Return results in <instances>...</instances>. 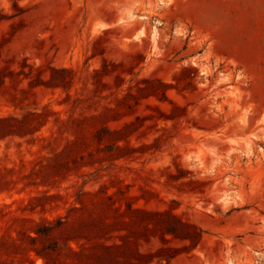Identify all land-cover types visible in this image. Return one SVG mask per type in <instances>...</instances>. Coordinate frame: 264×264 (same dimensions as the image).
<instances>
[{"label":"rangeland","instance_id":"obj_1","mask_svg":"<svg viewBox=\"0 0 264 264\" xmlns=\"http://www.w3.org/2000/svg\"><path fill=\"white\" fill-rule=\"evenodd\" d=\"M0 118V264H264V0H0Z\"/></svg>","mask_w":264,"mask_h":264},{"label":"trees","instance_id":"obj_2","mask_svg":"<svg viewBox=\"0 0 264 264\" xmlns=\"http://www.w3.org/2000/svg\"><path fill=\"white\" fill-rule=\"evenodd\" d=\"M6 122H8L7 119L0 118V131L7 129ZM99 132L100 131H97V134H99ZM116 132L119 131H115V133ZM123 214L128 217V220L125 221V224L130 227V232L128 234L131 235H137L138 232L145 235L147 232L152 231L157 232L160 235V238L163 240L178 238L181 240H189L190 243H193L198 235L197 231H195V228L192 225L184 223L179 219H175L174 216L170 215L168 216V219L162 214H151L143 211L140 208H134L129 203L126 204V210L123 211ZM46 222L48 224L51 223V221L48 220ZM44 228L46 229L47 234L53 231V229H51V226L44 225ZM34 231L36 233V237H30L32 240H36L42 235V232H40L38 229H35ZM125 236L127 235H124V237ZM167 236L169 237L167 238ZM50 247V249L56 251L58 247L57 241L52 242ZM66 247L74 254H79L70 245H68V243H66ZM116 248H122V245H118L116 246ZM128 249H126L125 251H127ZM36 253L37 255H41L42 257H44L45 264H48L47 256L50 254L48 250H45L43 252H38L36 250ZM117 253L118 251H114L112 247L100 245L99 251L83 254L79 259V262L73 264H117L120 261ZM121 253L123 254V252Z\"/></svg>","mask_w":264,"mask_h":264}]
</instances>
